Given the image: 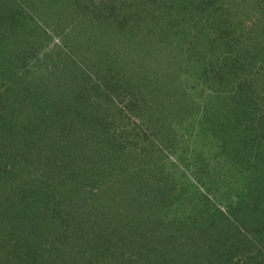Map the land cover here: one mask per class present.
<instances>
[{
    "label": "trees",
    "instance_id": "trees-1",
    "mask_svg": "<svg viewBox=\"0 0 264 264\" xmlns=\"http://www.w3.org/2000/svg\"><path fill=\"white\" fill-rule=\"evenodd\" d=\"M8 2L0 0V264H264V0H67L83 10L82 28L53 24L63 53L46 65L50 33ZM77 44L60 74L59 55ZM126 60L137 73L124 75ZM53 82L89 95L68 110ZM195 124L196 136L226 150L244 187L221 210L215 182L205 183L207 194L195 196L203 206L166 224L180 197L175 205L162 195L180 171L162 188L158 174L180 157L175 133ZM136 146L150 179L131 190L120 174Z\"/></svg>",
    "mask_w": 264,
    "mask_h": 264
},
{
    "label": "rangeland",
    "instance_id": "rangeland-1",
    "mask_svg": "<svg viewBox=\"0 0 264 264\" xmlns=\"http://www.w3.org/2000/svg\"><path fill=\"white\" fill-rule=\"evenodd\" d=\"M8 1V0H5ZM14 3L13 4H9V2L7 3L10 7L13 8V12L17 15L19 13L23 14L22 16H26V14L24 15V12L27 13V16L32 17L33 20L38 24V27H40L41 29L43 28L44 31L50 33V39H49V45L47 48H45L47 50V52H42V58L43 60L40 62H44L46 64L49 63V58L48 55H53L55 57H57V54L63 53V50L61 49V38L60 37H55L53 36L56 35V31L53 28V24H60L61 28H65L67 27L66 31H69L70 29H72L75 26V30L77 29H81L82 26L78 23H80V19L82 17V11L80 10V8L78 6H73V2H67V0H11ZM98 1V0H97ZM109 1V0H108ZM170 1V0H169ZM100 4V1H99ZM147 21V25L149 24L150 20L147 17L146 19ZM75 24V25H74ZM71 25H74L72 28H70ZM80 25V26H78ZM132 34L130 35V37L127 38L125 37V39H122V42H127L128 43V47L129 45H131L132 42ZM153 40V36L151 38ZM154 41V40H153ZM158 40H155L154 43L155 45H157ZM73 45V44H72ZM70 46V49L67 51L69 53H67L65 56H63L62 54L59 55V73H63V67L67 66L69 67V63L71 62V59H73L72 61L75 60V58L77 57V55H75L74 53H76V50H74L76 47H78L77 45L74 46ZM122 47L124 48V45H122ZM127 49V48H126ZM86 51V50H85ZM89 53L92 52H88L87 53V57L91 56L89 55ZM86 54V52H85ZM79 56H82L81 53H78ZM69 57H72L71 59ZM208 57V54H207ZM60 58H63L62 60ZM81 59L77 61V63L80 65L81 64ZM133 61L131 60H126L125 62V66H122V70L124 75H128L131 74V69L134 68V65L131 66V63ZM51 63H54V61H52ZM38 67H40L38 65ZM41 68V67H40ZM45 68H43L44 70ZM134 70L136 71V73L138 72L135 68ZM166 74L167 73H163ZM164 75V76H166ZM134 76L137 77V75L134 74ZM76 79L77 77L74 76ZM127 77V76H126ZM163 77V76H162ZM74 79V80H76ZM137 78H135L136 80ZM140 80V79H139ZM73 82V80H70ZM142 82V80L140 81ZM145 82V81H144ZM68 83V82H67ZM163 83H161L158 87H160ZM51 85L56 89L60 90L57 91L59 93H56L57 97H61V93L63 92L62 89H64L66 91V98L65 101H68V103L66 104L68 107V110H72L74 111L73 106L71 105L70 102L73 101V104L75 106H78V104L80 105V103H85L86 101V96H88V93H82L81 90L80 92L72 90L71 92H69V90H67V84L65 85H56L54 82L51 83ZM71 87V86H70ZM157 89V88H156ZM60 96H59V95ZM110 94H112L110 92ZM119 94V93H118ZM64 95V92H63ZM62 95V96H63ZM117 98V97H115ZM200 104V103H198ZM63 105L59 104V108H61ZM65 106V105H64ZM58 110V109H57ZM56 113L53 114V118L59 115V111H55ZM201 117V116H200ZM201 120H198V122H200ZM203 121V120H202ZM204 121H206L204 119ZM134 122L133 120H131V123ZM139 121L136 120V123H138ZM211 123V129L210 132L213 131V125H214V121L209 122ZM197 124V122H196ZM194 125V127L191 129V133L189 134H185L183 129L180 130L179 133H175V135L179 136L180 139L182 138L183 144L182 142L180 144H176L178 150H181L179 153L180 157L178 158L177 156H173L170 157V162L167 161V165L165 166V173L167 175H159V181H160V188H162L164 185H166L167 180L170 181V179L172 178V172L175 171H180L179 176L177 177L176 181L177 183L175 184V186H171V187H166L168 191H166V195H162L165 196L166 198H164V201H167L169 204H171V201L173 203L176 202L178 197H180V201L182 203H180V201L178 202L180 205H177V207H175L171 213H169L167 215L168 219L165 221L166 224H170V223H177V225H181L182 223L186 222V215L189 214V210L191 208H193V206L191 207V204H196V205H201L203 206V204L201 203V201L199 199L196 198L195 200V196H197L198 192L197 190H199L200 193L202 194H207V190L204 187V184L207 183H213L215 182V193L214 195H212V199L215 200L216 204H217V208H220L221 210H224L225 207L229 206V198L231 201H234L236 198V194L238 193V189L239 187H244L243 184L240 185H236L233 182L232 178H236V172L238 169H229L228 165L230 163V160L228 158V153H225V151L222 152V147L220 146V148H216V145L213 144L214 142L211 140V138L205 136V135H199L196 136V134L198 133V125ZM208 124V122H207ZM223 124V122H222ZM205 128H209L206 124L204 125ZM130 130H133L136 132V127L134 126V124L129 125ZM223 128H225L223 126ZM130 134V133H129ZM193 134V135H192ZM192 136V138H191ZM184 137L186 139H184ZM223 137V136H222ZM233 139H229V141H232ZM225 145H229V143L226 142H222ZM222 145V144H221ZM140 146V145H138ZM143 148L142 147H135L134 153H136L134 156H131V158L128 160V165H125L123 167H127V169L125 171H121L122 173L120 174L121 176L127 177L128 180H130L131 185L133 184V187L130 188L131 190L137 189L134 188V186H136V183L133 180H139V179H143V180H148L150 179V174L148 175V171L151 169L150 167H145L144 169L141 168L140 165H138V161L141 157V154H138L141 152ZM132 150V149H130ZM133 153V154H134ZM157 155V153H156ZM155 155V156H156ZM243 156V160L247 161L248 158H251L250 156L246 155V154H242ZM241 156V157H242ZM159 158H155L156 160H161L160 155L158 156ZM137 159V161H136ZM196 159L200 160L201 162L199 163V165H196ZM194 161V162H193ZM150 162V161H149ZM149 162L146 161V164H148ZM161 162V161H160ZM185 162L184 165H182V163ZM151 163V162H150ZM187 165H189L190 170H187ZM149 166V165H148ZM160 167H162V165H158L157 168L160 169ZM141 170H144L143 173H141ZM153 171V170H152ZM160 172V171H159ZM229 172V174H228ZM226 173L227 175V182L226 185L222 184V178L226 177V175L224 174ZM183 174H185V176H183ZM112 176H115L112 175ZM118 176V174H117ZM169 177V179L167 178ZM221 181V183L219 181ZM219 184H221L219 186ZM229 184V186H227ZM225 185V186H224ZM238 187V188H237ZM139 189H145L144 185H139L138 186ZM232 191L234 193H232ZM185 192V193H184ZM159 194V193H158ZM168 194L170 195H176L174 200L171 198V196H168ZM183 194V195H182ZM161 195V194H160ZM211 199V200H212ZM182 204V206H181ZM199 208V207H198ZM172 263V262H171ZM14 264V263H13Z\"/></svg>",
    "mask_w": 264,
    "mask_h": 264
}]
</instances>
